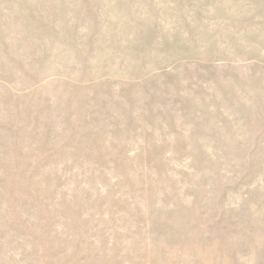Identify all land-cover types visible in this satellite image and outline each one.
I'll use <instances>...</instances> for the list:
<instances>
[{
  "label": "rangeland",
  "instance_id": "1",
  "mask_svg": "<svg viewBox=\"0 0 264 264\" xmlns=\"http://www.w3.org/2000/svg\"><path fill=\"white\" fill-rule=\"evenodd\" d=\"M0 264H264V0H0Z\"/></svg>",
  "mask_w": 264,
  "mask_h": 264
}]
</instances>
